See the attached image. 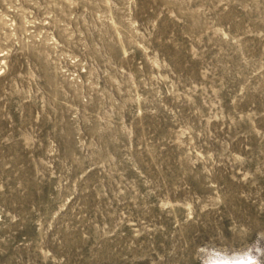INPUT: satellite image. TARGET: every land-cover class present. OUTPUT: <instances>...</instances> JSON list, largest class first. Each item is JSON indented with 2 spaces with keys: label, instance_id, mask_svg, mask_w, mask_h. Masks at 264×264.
<instances>
[{
  "label": "rangeland",
  "instance_id": "rangeland-1",
  "mask_svg": "<svg viewBox=\"0 0 264 264\" xmlns=\"http://www.w3.org/2000/svg\"><path fill=\"white\" fill-rule=\"evenodd\" d=\"M0 264H264V0H0Z\"/></svg>",
  "mask_w": 264,
  "mask_h": 264
}]
</instances>
